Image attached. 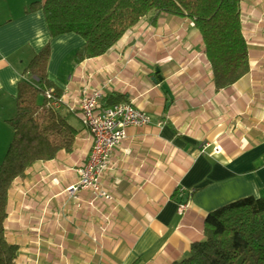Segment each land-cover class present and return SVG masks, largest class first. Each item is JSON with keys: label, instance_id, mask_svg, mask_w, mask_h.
<instances>
[{"label": "crops", "instance_id": "1", "mask_svg": "<svg viewBox=\"0 0 264 264\" xmlns=\"http://www.w3.org/2000/svg\"><path fill=\"white\" fill-rule=\"evenodd\" d=\"M43 2L0 0V163L22 72L48 42L47 78L62 96L59 114L78 134L70 152L35 162L10 186L4 228L19 248L15 264H172L204 239L210 212L264 197V0H241L248 73L218 91L191 20L150 13L104 55L77 64L83 40L72 33L50 39ZM83 86L102 90V106L120 97L151 119L127 128L113 149L103 176L110 201L65 192L92 146L78 113L66 109L77 107ZM178 188L192 192L182 215Z\"/></svg>", "mask_w": 264, "mask_h": 264}, {"label": "trees", "instance_id": "2", "mask_svg": "<svg viewBox=\"0 0 264 264\" xmlns=\"http://www.w3.org/2000/svg\"><path fill=\"white\" fill-rule=\"evenodd\" d=\"M240 2L44 0L41 10L50 39L72 33L83 40V46L74 54L77 64L104 55L150 13L187 18L202 38L218 91L236 83L249 69ZM36 7L33 3L28 11ZM49 57L48 42L24 68L17 85L15 115L7 121L13 135L0 163V264H15L19 250L5 237L10 186L35 162L50 161L60 150L70 152L78 134L59 114L60 109L47 106L43 92L53 87L46 73ZM32 79L37 85L30 83ZM55 93L59 95L60 91L55 89ZM119 100L116 97L113 104ZM203 235V240L191 244L187 257L172 264H264V197H244L210 212L204 221Z\"/></svg>", "mask_w": 264, "mask_h": 264}, {"label": "built area", "instance_id": "3", "mask_svg": "<svg viewBox=\"0 0 264 264\" xmlns=\"http://www.w3.org/2000/svg\"><path fill=\"white\" fill-rule=\"evenodd\" d=\"M43 95L47 106L51 109L59 110L64 106L62 96L56 95L54 88L45 89ZM102 97L103 93L100 88L83 86L79 90L77 107L66 106L69 113H78L81 125L88 130L92 140L87 162L76 170V181L65 189L68 197L74 200H77L78 194L82 192H89L94 200H112L103 183V176L109 169L110 155L113 149L126 139L127 128H139L151 122L149 115L132 103L102 106ZM209 147V144L204 145L201 152H205ZM211 153L217 154L219 149L212 147ZM191 194L190 191L185 194L182 188L177 189V196L182 199L177 204L179 215L188 211Z\"/></svg>", "mask_w": 264, "mask_h": 264}]
</instances>
